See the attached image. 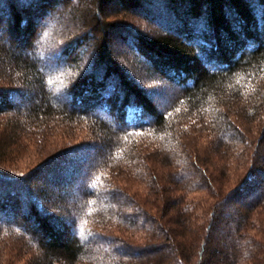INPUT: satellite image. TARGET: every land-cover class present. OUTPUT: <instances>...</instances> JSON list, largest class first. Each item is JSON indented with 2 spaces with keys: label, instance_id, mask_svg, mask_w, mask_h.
I'll list each match as a JSON object with an SVG mask.
<instances>
[{
  "label": "trees",
  "instance_id": "obj_1",
  "mask_svg": "<svg viewBox=\"0 0 264 264\" xmlns=\"http://www.w3.org/2000/svg\"><path fill=\"white\" fill-rule=\"evenodd\" d=\"M110 4L159 28L112 24ZM238 100L264 107V0H0V160L56 121L86 123L92 136L26 174L0 171V241L33 248L26 264H137L140 253L143 264H264L254 232L264 236V127L248 174L214 204L197 247L175 230L155 248L107 231L159 230L109 179L134 145L150 137L169 147L205 117L218 142L249 143L224 110ZM177 164L174 181L197 188L202 173L211 183L191 157ZM160 193L167 199L166 186Z\"/></svg>",
  "mask_w": 264,
  "mask_h": 264
},
{
  "label": "rangeland",
  "instance_id": "obj_2",
  "mask_svg": "<svg viewBox=\"0 0 264 264\" xmlns=\"http://www.w3.org/2000/svg\"><path fill=\"white\" fill-rule=\"evenodd\" d=\"M104 11V16L112 24L118 22L135 31L146 33L159 28L155 21L140 17L137 12L131 11L125 15L117 4L108 5ZM111 50L114 53V50ZM118 50L120 53L123 51L121 54H124L126 47H119ZM130 74L143 78L141 73L136 71H131ZM148 85L154 86L151 81L145 84L147 87ZM164 90V87H161L157 91L160 94ZM157 96L155 95V98ZM230 106V110L225 107L224 110L242 129L249 143L243 141L240 144L225 145L218 142L213 129L207 125L209 119L205 117L200 123L202 125L191 122L180 132H175L173 137L177 143L172 141L169 147L164 146L157 139L143 138L134 145L132 153H128L123 163L111 169L110 181L120 187L130 199L143 203V208L148 211V215L152 217L159 230L150 232L138 229L107 228L109 233L117 235L135 247L143 248L150 244L155 248L154 246L163 243V230H175L183 234V239L192 249L197 247L204 236V228L214 204L229 190L243 182L248 174L255 144L264 127V107L260 106L252 110V102L245 100L233 101ZM52 124L54 128L51 134L45 131L42 136L32 134L21 138L17 142L18 153L11 155L9 160H0V171L11 177L26 174L38 168L52 156L64 151L65 148L68 149L92 139L86 123L68 124L64 121L62 123L56 121ZM133 154L139 158L136 159L132 156ZM190 157L206 170L210 184L202 173L195 174L193 178L200 183L201 179L206 180L203 186L197 188H190L186 183L174 181L179 168L177 163L180 164L182 160L188 163ZM161 185L167 188V199H163L162 194H159ZM184 206L188 207L186 212L182 210ZM256 225L259 226V222ZM254 232L257 233L258 240L264 237L262 231L256 229ZM4 238L0 241V264H26L34 252L33 248H26L24 242L16 239L15 236ZM193 255L192 252V257L189 256L192 263L195 260ZM138 256L141 258L137 264L147 261L141 253ZM242 260L239 264L246 263ZM76 264L87 263L78 261Z\"/></svg>",
  "mask_w": 264,
  "mask_h": 264
}]
</instances>
